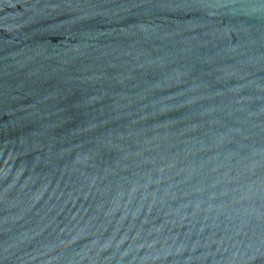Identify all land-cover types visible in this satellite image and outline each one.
<instances>
[{"label":"water","instance_id":"obj_1","mask_svg":"<svg viewBox=\"0 0 264 264\" xmlns=\"http://www.w3.org/2000/svg\"><path fill=\"white\" fill-rule=\"evenodd\" d=\"M0 264H264V0H0Z\"/></svg>","mask_w":264,"mask_h":264}]
</instances>
